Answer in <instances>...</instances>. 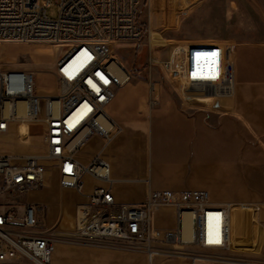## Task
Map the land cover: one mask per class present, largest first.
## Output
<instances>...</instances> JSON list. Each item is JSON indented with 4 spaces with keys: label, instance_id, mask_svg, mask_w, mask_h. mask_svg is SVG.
<instances>
[{
    "label": "built area",
    "instance_id": "2783aa9c",
    "mask_svg": "<svg viewBox=\"0 0 264 264\" xmlns=\"http://www.w3.org/2000/svg\"><path fill=\"white\" fill-rule=\"evenodd\" d=\"M55 3L58 13L51 19L46 13L50 3L0 0V44H47L59 51L53 66L58 88L52 95L36 94L34 72L0 67V137L13 138V152L0 153V264H51L55 241L45 233L39 205L28 197L45 188L49 171L56 172L60 189L85 197L73 207L67 236L74 240L127 244L143 251L148 264L165 254L187 257L189 264H264V249L249 255L232 250V212L256 207L257 200L218 205L204 190H148L141 203H118L102 151L88 163L76 156L94 138L108 144L116 127L107 107L132 73L112 58L115 49L145 48L148 71L157 66L176 85L182 107L189 108L198 99L233 98L238 44L188 39L176 47L171 66L169 55H154L164 46L141 24L144 0ZM22 123L39 129L40 149L30 151L29 137L28 144H15L16 126ZM85 177L97 182L87 195ZM161 211L173 213L172 226L155 227L154 216ZM183 214L191 220L188 240L183 239ZM189 246L198 253L186 251Z\"/></svg>",
    "mask_w": 264,
    "mask_h": 264
},
{
    "label": "crops",
    "instance_id": "0c3cea01",
    "mask_svg": "<svg viewBox=\"0 0 264 264\" xmlns=\"http://www.w3.org/2000/svg\"><path fill=\"white\" fill-rule=\"evenodd\" d=\"M234 76L233 98L219 99L210 107L181 108L157 90L156 84L152 94L149 88L148 97L138 84L118 89L107 107L118 129L111 132L108 144L95 139L94 152L90 150L83 160L79 151L77 159L88 163L102 151L118 203H141L148 190H204L218 205L240 204L245 198L264 199V42L238 44ZM150 97L153 106L149 105ZM136 99L144 104L142 111L147 109V127L142 117L123 115L129 101ZM84 182L87 195L97 182L90 177ZM76 195L79 200L72 205L71 225L74 204L85 200ZM253 223L251 215L243 220L233 210L232 250L245 255L258 253ZM154 225L172 226L173 213L158 212ZM51 264L148 262L142 252L128 250L120 243L73 240L55 242Z\"/></svg>",
    "mask_w": 264,
    "mask_h": 264
},
{
    "label": "rangeland",
    "instance_id": "374dc122",
    "mask_svg": "<svg viewBox=\"0 0 264 264\" xmlns=\"http://www.w3.org/2000/svg\"><path fill=\"white\" fill-rule=\"evenodd\" d=\"M55 1L39 0L41 4L50 3L46 13L51 19H55L58 13ZM175 2L171 5L169 0H144L140 16L141 24L145 28H150L155 38L159 40L158 44L164 46L159 49L161 52L154 54L159 58L167 55L176 58V47L191 38L230 40L237 44L264 42V0H176ZM58 52L56 48L47 44H0V67L23 68L34 72L36 94L38 96L52 95L58 88L53 75V66ZM112 58L132 73V78L122 88L138 84L142 93L148 97L149 88L152 84H156L157 90L165 93L170 100L182 108L181 100L177 92L173 90V88L176 89V85L167 81L157 66H153L151 71H148V54L145 48L133 51L129 47H120L115 49ZM197 101L194 103L197 107L199 105L210 107L212 104L213 106L218 104V100L213 98ZM141 105L144 106L137 99L129 101L123 110V115L142 117L147 127V109L142 111L143 106ZM114 129L117 130L118 127ZM38 133L39 129L33 124H29L28 127L24 123L18 124L15 144L18 145L20 141L28 144L29 137L30 151L40 149L41 141ZM95 139L90 140L80 150L81 159L89 157L90 150L94 152ZM12 144L11 135L0 137V153H12ZM28 197L41 209L46 234L51 235L55 242L67 243L74 240L67 234L72 228V205L79 199L76 194L58 187V177L55 171H49L45 175L44 189L31 193ZM257 202L260 203L256 207L241 211L235 209V211L243 220L247 215L253 217V224L257 231L255 245L259 253L264 249V199L257 198ZM121 245L128 250L139 251L127 244ZM164 248L176 247L165 245ZM186 251L198 253L197 248L193 246H189ZM140 252L143 253V251ZM153 264H189V259L184 256L165 254L157 256Z\"/></svg>",
    "mask_w": 264,
    "mask_h": 264
},
{
    "label": "bare ground",
    "instance_id": "6f19581e",
    "mask_svg": "<svg viewBox=\"0 0 264 264\" xmlns=\"http://www.w3.org/2000/svg\"><path fill=\"white\" fill-rule=\"evenodd\" d=\"M175 58H171V66L175 65ZM117 75L118 77L122 80L124 79V74L122 71L117 70ZM21 109V106L18 105V109ZM182 221H183V239L188 240L190 238V224H191V220H190V215L189 214H183L182 215Z\"/></svg>",
    "mask_w": 264,
    "mask_h": 264
},
{
    "label": "snow or ice",
    "instance_id": "6c2138e0",
    "mask_svg": "<svg viewBox=\"0 0 264 264\" xmlns=\"http://www.w3.org/2000/svg\"><path fill=\"white\" fill-rule=\"evenodd\" d=\"M216 243H218L219 241L217 240V241H215Z\"/></svg>",
    "mask_w": 264,
    "mask_h": 264
}]
</instances>
